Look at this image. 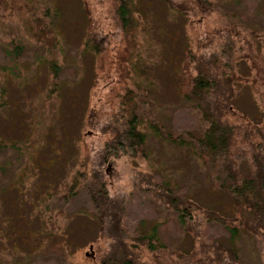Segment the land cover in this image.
I'll return each instance as SVG.
<instances>
[{
    "label": "trees",
    "instance_id": "obj_1",
    "mask_svg": "<svg viewBox=\"0 0 264 264\" xmlns=\"http://www.w3.org/2000/svg\"><path fill=\"white\" fill-rule=\"evenodd\" d=\"M163 1L183 14L202 15L214 10L227 12L231 17L236 14L226 0ZM140 10L139 0L116 1L115 12L126 33L134 32L138 23L135 13ZM46 26L47 30L51 27ZM259 33V26L245 24L237 18L221 20L205 32V38L198 46L201 49L203 44H215V47L190 53L187 74L178 86L183 103L199 114V132L190 128L171 129L147 84L137 82L118 93L117 106L105 122L99 121L94 110L84 118L86 108L83 106L77 126L75 124L76 127L67 131L68 123L61 122L64 116L60 107L54 105L51 121L45 123L43 133L35 135L33 130L40 128L45 120L44 115L38 114L49 108L44 103V106L38 104L34 119L28 125L17 127V135L5 137L0 134V223L7 221L10 231L7 236L25 240L26 255L31 252L37 255L40 250L60 245L61 239L39 237L30 243L27 236L41 233L45 237L57 236L56 215L61 213L63 218H74L66 228L69 234L62 237L69 250L88 240L94 241V231L97 236L111 237L104 248L93 242L96 262L90 264H244L235 245L240 227L264 239V122L244 118L230 122L225 114L237 96L238 80L242 76L237 72L236 59H248L258 75L264 78V53ZM51 35L53 41L48 46L49 55L45 57V78L49 84L47 99L59 97L62 89V64L55 50L59 37L56 31ZM98 44L94 42L92 47L98 50ZM23 50V41L15 37L4 46V53L13 61ZM12 66L14 63L10 62L3 64L1 69L8 70ZM3 73L6 79L0 80V108L5 109L11 105L6 95L11 79L7 72ZM59 122L65 124L61 137L56 129ZM84 125L96 127L107 133V137L100 148L90 149L79 157L78 139ZM143 125L150 127L153 134L191 149L206 169L212 188L227 196L238 210V214L225 218L219 211L204 207L183 187L174 189L169 180L155 171L140 170L134 179L135 190L150 193L176 216L183 230L190 232L187 248L177 247L163 238L158 219L146 225L141 218L136 224L129 225L128 218L134 217L133 208L127 205L125 195L108 188L107 164L113 155L147 153L148 132ZM11 153L15 159H20L18 164L8 161ZM242 155L248 157L245 169L240 165ZM26 207H30L35 216H29L31 212L23 216L21 210ZM44 212L52 218L48 229L46 225L43 227L46 222L42 216ZM34 217L40 222L38 227H30ZM216 220L230 231L228 243L217 236V231L208 230L210 221ZM83 221L92 222L85 224L91 228L90 236L75 235L78 227L84 226ZM0 236H3L2 232ZM262 245L264 247V241ZM63 264L83 263L67 252Z\"/></svg>",
    "mask_w": 264,
    "mask_h": 264
},
{
    "label": "rangeland",
    "instance_id": "obj_2",
    "mask_svg": "<svg viewBox=\"0 0 264 264\" xmlns=\"http://www.w3.org/2000/svg\"><path fill=\"white\" fill-rule=\"evenodd\" d=\"M116 1L0 0V80L6 79L3 71L11 79L6 93L11 105L0 108L1 135H17V127L28 125L34 119L38 104L44 106V103L49 108H46L45 113L38 114L44 115L45 120L40 128L33 130L35 135L43 133L45 123L51 121L54 105L60 107V113L65 118L61 122L68 123L67 131L72 130L75 124L77 126L83 106L86 108L84 118L94 110L99 121L105 122L117 106L118 93L137 82L147 84L146 87H149L159 103V112L166 117L171 129L190 128L199 132V114L196 109L183 103L178 84L187 74L190 53L199 49L205 32L215 23L229 18H237L248 25L254 24L260 27L264 53V0H226L236 12L232 17L222 10L202 15L183 14L169 8L163 0H139L141 10L135 13L138 23L133 33H126L119 23L115 12ZM46 24L51 26L49 30ZM55 31L59 37L55 50L62 64V89L59 97L47 99L45 95L49 84L45 78V57L49 55L48 46L53 41L51 34ZM12 37L24 43L23 52L14 61L4 53L6 42ZM94 42L99 43L98 50L92 47ZM214 47L215 44H203L201 49L209 51ZM236 60L237 72L242 76L238 80L237 96L226 111L225 118L230 122L244 118L262 123L264 78L258 75L248 59ZM10 62L14 66L8 70L1 69L3 64ZM65 124L59 122L56 125L59 137L63 135L62 126ZM143 129L148 132L146 154L135 152L113 155L107 164L108 188L125 195L127 205L133 208L134 217L128 218L129 225L136 224L141 218L146 225L158 219L163 238L180 248H187L190 243V232L183 230L176 216L161 201L150 193L135 190L134 179L140 170L155 171L160 177L169 180L174 189L183 187L204 207L219 211L225 218L238 214L230 199L212 188L206 169L191 149L153 134L147 125H143ZM106 137L107 133L84 125L78 139L79 157L90 149L100 148ZM7 158L11 164L20 162L12 153ZM240 159V165L245 169L248 157L242 155ZM38 208L41 209V206ZM29 210L30 207L22 209L23 216L29 215V212L32 213L29 216H35ZM42 216L46 219L43 227L46 225L48 229L52 225V218L47 212ZM56 216L57 236L45 237L41 236V232V235L27 236L30 243L39 237L61 239L60 245L40 250L41 253L37 255L31 252L27 256V242L19 238L13 240L9 234L7 236L6 233L10 232L7 221L0 223V232L3 233L0 236V264H63L67 252L83 264L95 263L93 242L104 248L111 237L97 236V231H94V241L88 240L69 250L62 237L69 234L66 228L74 218H63L61 213ZM36 220L34 217L30 227L40 225ZM86 222L92 223L83 221L84 226L80 225L75 235L84 233L90 236L91 228L85 226ZM59 230H62L63 235ZM208 230L217 231V236L228 243L230 231L219 220L210 221ZM236 236L235 245L243 263L263 264L264 239L244 227H240Z\"/></svg>",
    "mask_w": 264,
    "mask_h": 264
}]
</instances>
